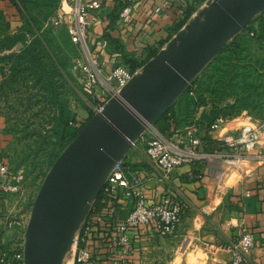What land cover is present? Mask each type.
I'll return each instance as SVG.
<instances>
[{"label":"crops","instance_id":"0c3cea01","mask_svg":"<svg viewBox=\"0 0 264 264\" xmlns=\"http://www.w3.org/2000/svg\"><path fill=\"white\" fill-rule=\"evenodd\" d=\"M23 1L0 0V15L8 24L10 32H16L24 25ZM60 1L48 25H53V21L61 15ZM97 1L100 8L92 12L87 30L88 44L97 62L103 64L105 69H110L121 63L119 52L108 53L106 48L101 49L95 43L104 40L103 33L109 31L108 14L113 2ZM161 1L139 0L132 11L131 21L121 26L117 19L115 28L110 31L112 36L120 40L123 52L138 62L142 63L149 52L158 51L174 36L177 32L175 27L182 22L187 7L193 6L196 11V5L203 6L211 0H170L167 7L155 13L154 7L159 6ZM66 8L64 10L68 11ZM193 13L186 23L193 18ZM19 47L20 44H17L15 49ZM252 51L259 52L255 46ZM233 102V97H227L219 106ZM209 108V102L198 107L194 119L198 120L202 112H208ZM262 119V110L257 114L242 111L237 117L225 119L217 130L209 129L207 135L217 142L222 136L235 134L242 123L259 126ZM238 120L242 123L236 122ZM172 127L179 128L174 122ZM3 129L4 119L0 115V158L3 149L11 142V135ZM212 148L206 151L201 145V150L209 155L208 158L175 168L165 182L160 180L155 166L143 154L141 146L129 148L124 161L141 176L144 196L154 200L167 196L178 202L181 205V218L176 229L163 237L151 227L130 229L127 234V264H228L230 251L226 244L235 238L239 223L247 226L253 235L249 264H264V163L257 158L264 153V139L256 145L255 157L240 158L235 167L225 161L233 155L231 149L222 145ZM1 161L4 163L5 160L1 158ZM5 208L9 209L8 204L5 206V199L0 196V224L5 217ZM126 214L127 209L119 206L117 217L121 220ZM115 237L116 233L107 226L101 228L99 236L93 239L97 247L96 257L104 264L119 263L116 255L104 246L105 239L112 240Z\"/></svg>","mask_w":264,"mask_h":264},{"label":"trees","instance_id":"16d2710c","mask_svg":"<svg viewBox=\"0 0 264 264\" xmlns=\"http://www.w3.org/2000/svg\"><path fill=\"white\" fill-rule=\"evenodd\" d=\"M26 1H23L24 4ZM59 1L39 0V4L48 11L45 19L53 13ZM138 1L112 0L113 6L108 14L109 31L102 35L107 43L106 51L119 52L120 64L126 66L130 72L141 67L157 52H149L142 63L138 62L133 56L125 54L120 40L110 34L122 8ZM194 9L193 6L186 8L182 22L175 27L176 31L186 23ZM55 41L52 27H44L41 19L27 17L20 30L10 32L8 24L0 15V115L4 119V132L11 135L12 140L19 137L25 142L17 159L10 162L11 171L16 173L22 169L23 177L36 169L40 156L48 159V169L84 124L76 125L75 114L70 108L66 89L72 79L66 66L67 59L59 56L60 48ZM17 44L20 47L15 49ZM253 44L260 52L252 51ZM12 97L18 106L11 102ZM227 97H233L234 102L219 106ZM208 102L209 111L202 112L196 121L202 131L200 140L206 151H211L215 145H222L207 135L210 126L218 118L231 119L242 111L257 114L264 109V12L256 15L244 30L227 42L155 126L162 133L168 131L170 121L177 127L186 126L193 121L196 109ZM22 105L26 107L21 111L25 122L20 127L17 124L18 107ZM34 106H37L35 112L32 111ZM13 116L15 118L12 119ZM36 117L41 119L37 126H33L31 119ZM1 158L5 160V149ZM99 196L100 193L93 202V207L97 208ZM91 212L92 208L88 214ZM4 235L0 227V248H5Z\"/></svg>","mask_w":264,"mask_h":264},{"label":"water","instance_id":"95a60500","mask_svg":"<svg viewBox=\"0 0 264 264\" xmlns=\"http://www.w3.org/2000/svg\"><path fill=\"white\" fill-rule=\"evenodd\" d=\"M264 0H211L93 114L62 149L32 200L23 264H62L111 168L155 125Z\"/></svg>","mask_w":264,"mask_h":264},{"label":"built area","instance_id":"2783aa9c","mask_svg":"<svg viewBox=\"0 0 264 264\" xmlns=\"http://www.w3.org/2000/svg\"><path fill=\"white\" fill-rule=\"evenodd\" d=\"M170 0H162L154 12L169 5ZM136 2L122 8L118 17L121 26L131 21L132 11ZM203 6L196 5L193 16ZM68 7V11L64 8ZM60 14L53 24H63L70 41L83 52L84 60H78L72 70L75 81L80 90V103L69 101L70 108H79L87 113L86 119L101 112L103 105L112 97L118 95L120 89L130 78L140 71V68L130 72L124 65L118 64L105 69L98 63L88 44L87 30L92 12L100 8L97 0H61ZM68 16V18H65ZM252 36V33L249 34ZM95 45L105 49V40H98ZM190 94H192L190 92ZM264 114V109H262ZM79 126L83 121L78 122ZM194 119L190 124L174 128L172 121L168 123L169 130L162 133L155 125H148L131 147L141 146L146 158L155 166L160 180L167 179L177 167L192 165L208 158V154L201 150L200 128ZM225 119L218 118L210 130H217ZM264 139V119L259 126L241 125L235 134L222 136L218 141L222 146L232 150V156L225 161L232 167L237 166L240 158L255 157V148L260 140ZM264 163V153L257 156ZM13 180V181H12ZM23 177L21 170L12 173L10 168L0 158V196L5 199V217L1 222V229L5 234V248H0V264H23L24 231L29 218L31 205L28 211L25 207V197L22 194ZM143 182L138 171L124 159L117 162L109 171L100 191L98 206L92 208L81 223L74 236L71 251L72 264H104L95 254L94 238L99 236V230L109 227L116 233L115 239H105L104 246L110 253L116 255L118 264H127L129 244L128 232L138 227H151L159 236L171 234L181 218V205L167 196L158 199L146 198L142 192ZM34 198V197H33ZM32 198V200H33ZM93 204V203H92ZM12 206V209L10 210ZM123 206L127 214L123 219L117 217V209ZM107 240V241H106ZM103 246V245H102ZM253 247V235L243 223L237 225L234 239L226 244L230 251L228 264H249V252Z\"/></svg>","mask_w":264,"mask_h":264},{"label":"rangeland","instance_id":"374dc122","mask_svg":"<svg viewBox=\"0 0 264 264\" xmlns=\"http://www.w3.org/2000/svg\"><path fill=\"white\" fill-rule=\"evenodd\" d=\"M65 9H67V8H65ZM24 10H25V12H24L25 19H27V17H35L37 19H41V20H43V26L44 27H46L48 24H50L47 22H49L54 16V14H49L46 17V19L44 18L46 16V14L48 13V11L44 6L39 4V0H36L35 2H31V1L27 0L24 4ZM48 26L52 27L53 35H55V37H56L55 42L58 44V46L60 48L59 56H64L67 59L66 66H67V70L69 72L70 78L72 79V81H69V86L66 89L68 100L69 101L75 100V101H78L80 103V90H79V87L75 81V73L72 70V66L78 60H80V59L84 60V56H83L84 54L77 45L73 44L70 41V38H69L67 31L65 29V26L63 24H53V25H48ZM254 46L255 45L253 44V46H251V47H254ZM258 51H259V49H258ZM11 102L14 105H17V104H15L14 97H12ZM24 102H25V100L23 99L22 103H24ZM25 108L26 107L24 105H22L21 107H18V112H19L18 114L19 115H18L17 124H19L18 126H20V127L24 126V123H22V122H25L24 121L25 117L21 111L25 110ZM28 108H30V107H28ZM33 108H34V110H32V111L35 112L37 110V106H34ZM72 111L75 114L76 120H78V122L83 121V123H85L88 120V119H86L87 113L85 111H82L77 107H75L74 109L72 108ZM13 118H15V117L13 116L12 119ZM40 119L41 118H39V117L31 119L33 126L34 125L37 126V122H39ZM236 122H241V121L238 120ZM243 124H247V123L244 122V123H242V125ZM11 141H12V143L10 142L11 144L9 145V147L5 149V164L10 168V170L12 167V164L10 162H14L17 159V157L19 156L20 150L23 148V146L25 144V142L23 140H21V138L19 139V137L14 138V140L11 139ZM30 158H31V156H30ZM29 159H27V161ZM39 160L40 161H39L36 169L33 172L29 173L27 175V177H23V171H22V169H20L22 172V177H23V180L21 183L22 194L25 197V202H26L24 208L27 211L29 209L28 207L32 203V198L35 196V194L39 188V185L41 184V181H42L45 173L47 172L46 169L48 166V159L46 158V156H40ZM11 209H12V206H11L10 210ZM1 226H2V224H0V227ZM4 237H5V235L3 236V238ZM72 255H73V251L70 250L67 253V255L65 256V259H64L62 264H72V261H71Z\"/></svg>","mask_w":264,"mask_h":264}]
</instances>
